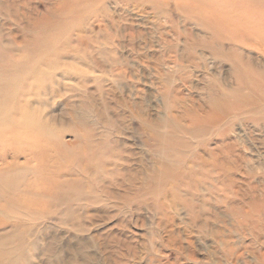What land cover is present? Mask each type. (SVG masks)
<instances>
[{
  "label": "rangeland",
  "instance_id": "rangeland-1",
  "mask_svg": "<svg viewBox=\"0 0 264 264\" xmlns=\"http://www.w3.org/2000/svg\"><path fill=\"white\" fill-rule=\"evenodd\" d=\"M263 31L264 0H0V264H264Z\"/></svg>",
  "mask_w": 264,
  "mask_h": 264
},
{
  "label": "bare ground",
  "instance_id": "bare-ground-1",
  "mask_svg": "<svg viewBox=\"0 0 264 264\" xmlns=\"http://www.w3.org/2000/svg\"><path fill=\"white\" fill-rule=\"evenodd\" d=\"M185 2H186V1H185ZM186 5H187V4H186ZM183 7H184V6H183ZM186 7H187V6H186ZM193 10H194V9H193ZM203 10H204V8L201 9V11H203ZM205 13H206V12H205ZM228 16H229V15H228ZM224 17H226V16H224ZM209 18H210V17H209ZM221 20H222V19H221ZM226 20H227V22H228L230 25H232V26H233V25L236 26L235 20H234V18H232L231 16H229V19L226 18ZM255 20H256V19H255ZM240 23H241V27H242V28H246L248 24L251 25V26L253 27V22L251 21L250 18H248V17H246V16H243V19H242V21H241ZM229 28H230V27H229ZM248 28H249V27H248ZM213 30H214V29H213ZM243 30H244V29H243ZM258 30H259L260 32L262 31L261 28H259ZM218 31H219V30H218ZM209 32H210V31H209ZM231 32H232V31H231ZM252 32H253V31H252ZM254 32H255V31H254ZM263 32H264V31H263ZM219 35H220V34H219ZM245 35H246V34H245ZM257 35H258V34H257ZM263 37H264V35H260V36H259V38H261V39H262ZM252 38H253V37H252ZM253 39H254V38H253ZM189 42H190V41H189ZM246 42H247V41H246ZM246 42H245V43H246ZM191 46H192V45H191ZM192 50H193V49H192ZM201 50H202V49H201ZM259 53H260V52H259ZM191 57H192V56H191ZM18 64H19V63H18ZM23 64L25 65L24 62H23ZM263 64H264V63H263ZM20 65H22V64L20 63ZM20 65H19V66H20ZM0 66L2 67V65H0ZM3 67H6V65H4ZM23 67H24V66H22V68H23ZM239 67H240V66H239ZM262 67H263V66H262ZM6 68H7V67H6ZM17 68H19V67H17ZM20 68H21V67H20ZM240 68H241V67H240ZM259 69H260V68H259ZM23 70H24V69H23ZM241 70H242V69H241ZM260 70H262V69H260ZM260 70H259V71H260ZM1 71H2V70H1ZM8 71H9V70H8ZM8 71H7V72H8ZM17 71H18V70H17ZM9 72H10V71H9ZM18 73H19V72H18ZM249 75H250V74H249ZM243 78H244V77H243ZM4 79H5V78H4ZM245 80H246V79H245ZM249 80H250V79H249ZM3 81H4V80H3ZM249 82H250V81H249ZM5 83H6V82H5ZM1 85H2V84H1ZM1 85H0V86H1ZM3 86H4V85H3ZM246 86H247V85H246ZM2 88H3V87H2ZM0 89H1V88H0ZM255 89H256V88H255ZM6 91H7V90H6ZM251 91H252V90H251ZM10 97H11V96H10ZM2 107H3V106H2ZM23 112H24V111H23ZM6 113H7V112H6ZM9 113H10V112H9ZM8 115H9V114H8ZM21 115H23V113H22ZM9 116H11V115H9ZM9 116H8V117H9ZM24 116H25V115H24ZM2 117H3V115H2ZM8 117H6V118H7L6 120H8ZM21 117H22V116H21ZM0 118H1V117H0ZM3 118H5V117H3ZM3 118H2V120H4ZM23 119H24V118H23ZM27 119H28V118H27ZM27 119H26V121H27ZM31 119H32V118H31ZM11 120H12V117L10 118L9 122H10ZM4 121H5V120H4ZM12 121H14V119H13ZM12 121H11V123H13ZM19 121H20V119H19ZM6 122H7V121H6ZM9 122H8V123H9ZM4 123H5V122H4ZM34 123H35V121H34ZM0 124H1V123H0ZM21 124H22V122H21ZM2 125H3V124H2ZM4 125H5V124H4ZM17 125H19V124H17ZM6 126H7V125H6ZM0 130H1V129H0ZM0 132H1V131H0ZM2 133H3V132H2ZM51 134H52V133H51ZM6 138H8V137H6ZM13 138H14V137H13ZM8 139H9V138H8ZM10 139H11V137H10ZM5 142H6V140H5ZM223 143H224V142H223ZM2 146H3V145H2ZM0 148H1V147H0ZM4 148H5V147H4ZM2 149H3V148H2ZM0 155L3 156V154H0ZM5 155H6V154H5ZM223 177L225 178V176H223ZM74 182H75V181H74ZM58 185L60 186L59 183H58ZM6 250H7V249H6ZM6 250H5V251H6ZM10 250H11V249H10ZM5 251H4V252H5ZM7 252H8V251H6L5 254H6ZM9 254H11V253L9 252Z\"/></svg>",
  "mask_w": 264,
  "mask_h": 264
}]
</instances>
